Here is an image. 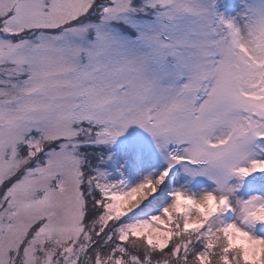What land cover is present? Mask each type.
Returning a JSON list of instances; mask_svg holds the SVG:
<instances>
[{
  "label": "snow or ice",
  "instance_id": "6c2138e0",
  "mask_svg": "<svg viewBox=\"0 0 264 264\" xmlns=\"http://www.w3.org/2000/svg\"><path fill=\"white\" fill-rule=\"evenodd\" d=\"M0 264H264V0H0Z\"/></svg>",
  "mask_w": 264,
  "mask_h": 264
}]
</instances>
